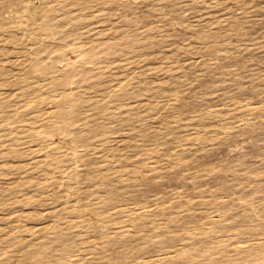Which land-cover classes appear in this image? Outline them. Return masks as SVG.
Returning a JSON list of instances; mask_svg holds the SVG:
<instances>
[{
	"label": "rangeland",
	"instance_id": "rangeland-1",
	"mask_svg": "<svg viewBox=\"0 0 264 264\" xmlns=\"http://www.w3.org/2000/svg\"><path fill=\"white\" fill-rule=\"evenodd\" d=\"M0 264H264V0H0Z\"/></svg>",
	"mask_w": 264,
	"mask_h": 264
}]
</instances>
